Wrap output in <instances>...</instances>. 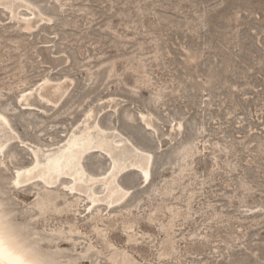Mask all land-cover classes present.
Wrapping results in <instances>:
<instances>
[{
	"label": "rangeland",
	"instance_id": "374dc122",
	"mask_svg": "<svg viewBox=\"0 0 264 264\" xmlns=\"http://www.w3.org/2000/svg\"><path fill=\"white\" fill-rule=\"evenodd\" d=\"M0 115V233L37 264H264V0H0ZM75 138L95 194L110 142L148 180L14 184Z\"/></svg>",
	"mask_w": 264,
	"mask_h": 264
},
{
	"label": "bare ground",
	"instance_id": "6f19581e",
	"mask_svg": "<svg viewBox=\"0 0 264 264\" xmlns=\"http://www.w3.org/2000/svg\"><path fill=\"white\" fill-rule=\"evenodd\" d=\"M15 3H16V0H15ZM15 6H18V5L15 4ZM12 7H13V4H12ZM88 112L86 114H91V113H88ZM84 120H85V118H84ZM89 121H91V120H89ZM89 121H88V123H89ZM90 123L88 125H90ZM7 126H8V124L6 123L4 117H2L0 115V150L4 147L6 141L10 138L8 136H10L11 133H8L9 134L8 136H6V134H4V132H6V131H4L5 129L8 132L7 128H9V127H7ZM5 127H7V128H5ZM75 136H77V135H75ZM86 138L88 139V137H86ZM76 139L77 138H75V140L73 139L74 141L73 140L69 141L70 144L69 143H68V145L66 144L67 148L64 147L66 149L63 150V152H61L60 155L59 154L56 155L57 157L53 158L49 162H47V160H46L47 163H44L43 167H41V168H38V167L32 168V167L29 166L32 169H25L24 168L25 169L24 171H21V172L18 171L16 173V176H15V179H14L15 180L14 184L16 185L17 182L19 184L24 183V182H26V181H28L30 179L32 180L36 176H40L41 178H43L42 180L44 182L46 181V183H54L58 179L60 174H62V173H68L69 174L70 173V176H71V174L73 176V178L71 177L73 179V182H71V183H74V185L70 183L71 185H73V188L74 189L79 188V190L81 189L80 191L83 190V192L89 198L90 205L88 204L89 206L87 205L88 207H86L87 208L86 210H89V207H91V205L93 206V204L96 203L99 200L106 201L107 204L109 205V204H111L113 202H116V201L122 199L127 194L126 193L127 190L125 191L122 188V186L120 187V184L116 183L115 177H117L116 175L120 172V170L123 168V166L126 163L130 162L129 159L132 158L133 156H135L136 159H135V162H131V163L136 164V166L138 165L139 168L142 171L143 178L145 179V181L148 180V178L150 176V165H151V155H150V153H143V152H141L142 150H140V149H136V150L140 151V152H138L135 149H129V148H126V147L125 148H121V147L120 148H116V146L113 147L111 142L110 143H111L112 146H110L109 145L110 143H109V144H106V147H102L103 144H101L100 146L102 147V149L106 148V150H108L110 152L111 158H112V165L110 164L111 165V169L109 168L110 171L108 170V173L106 172L108 174V177L105 179L104 182L101 180L105 184V189H104L105 193H101V195H103V196L98 195L100 193L95 194V192H97V190L96 191H95V189L93 190V188H92L93 184L91 185V182H93L94 180L90 179V178H87L89 175L85 176L84 174H86V173L83 172L84 169L82 168L83 170H81V168H80V166H81V164H80V160L81 159L80 158L82 156L81 154L84 153V151H86L88 148L90 149V147L93 146V143H92V141L91 142H81L80 139H82V137L79 140H76ZM87 139L83 138V140H85V141ZM95 140H97V139L95 138ZM102 141H103V139H102ZM101 143H103V142H101ZM129 147H131V146H129ZM37 156H38V154H37ZM34 158L37 159V157H34ZM41 160H42V158H41ZM133 161H134V158H133ZM36 162H37V160L35 161V163ZM134 164H131V165L133 166ZM31 166H32V164H31ZM145 172H147V178H145V175H144ZM106 173H104V174H106ZM109 173H111V175H109ZM91 178H93V177H91ZM69 185H67V188L70 189L71 187H69ZM97 195L100 196V197H98ZM59 237H61V236H59ZM56 239H58V238H56ZM53 240H54V238H53ZM62 240H64V239H62ZM0 242H2V245H3V251H2V253H0V259H2V260H0V264H5V261L10 256H21L23 261H24V264H37L36 261H34L33 259H31L30 257H28L26 255V253H25L23 248L22 249H17L16 248V243H15L14 240L10 242L9 238L7 236L2 235L1 233H0ZM87 250H85V251H87ZM85 255H86V253H85ZM85 255H83V256H85ZM83 258H85V257H83Z\"/></svg>",
	"mask_w": 264,
	"mask_h": 264
},
{
	"label": "clouds",
	"instance_id": "9594fccd",
	"mask_svg": "<svg viewBox=\"0 0 264 264\" xmlns=\"http://www.w3.org/2000/svg\"><path fill=\"white\" fill-rule=\"evenodd\" d=\"M6 193H8L7 186L3 182H0V203L3 202ZM20 224L24 226L25 221H20ZM48 264H65L62 252L55 245L50 246V260Z\"/></svg>",
	"mask_w": 264,
	"mask_h": 264
},
{
	"label": "snow or ice",
	"instance_id": "6c2138e0",
	"mask_svg": "<svg viewBox=\"0 0 264 264\" xmlns=\"http://www.w3.org/2000/svg\"><path fill=\"white\" fill-rule=\"evenodd\" d=\"M19 175V174H18ZM111 175V173H109ZM145 178H147V172L144 173ZM17 187H19V183L17 182ZM3 251L2 242H0V253ZM2 260V259H0ZM5 264H24V261L21 256H10L6 261Z\"/></svg>",
	"mask_w": 264,
	"mask_h": 264
}]
</instances>
